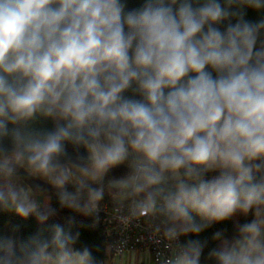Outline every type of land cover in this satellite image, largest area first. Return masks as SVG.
Wrapping results in <instances>:
<instances>
[{
	"label": "clouds",
	"instance_id": "obj_1",
	"mask_svg": "<svg viewBox=\"0 0 264 264\" xmlns=\"http://www.w3.org/2000/svg\"><path fill=\"white\" fill-rule=\"evenodd\" d=\"M145 261L264 264V0H0V264Z\"/></svg>",
	"mask_w": 264,
	"mask_h": 264
},
{
	"label": "built area",
	"instance_id": "obj_2",
	"mask_svg": "<svg viewBox=\"0 0 264 264\" xmlns=\"http://www.w3.org/2000/svg\"><path fill=\"white\" fill-rule=\"evenodd\" d=\"M105 208V211H102L101 217H102V226L100 228L102 235L104 238L108 239L107 233L111 232L113 228V224L110 220V215L112 211L113 205L109 201H105L104 205L102 206ZM127 239L129 241V246L134 247L135 249L140 250H148L152 254V249L149 246L148 242V236L146 234L145 228L142 225L141 227H133L127 234ZM117 234L115 232H112L111 239H116Z\"/></svg>",
	"mask_w": 264,
	"mask_h": 264
},
{
	"label": "trees",
	"instance_id": "obj_3",
	"mask_svg": "<svg viewBox=\"0 0 264 264\" xmlns=\"http://www.w3.org/2000/svg\"><path fill=\"white\" fill-rule=\"evenodd\" d=\"M59 222L63 223L64 222V217H63V214L61 215V217L58 218ZM77 222L78 224L80 225H87L90 223V220L89 218H85V217H82V216H77ZM208 238L211 237V232L209 233H206L205 234ZM81 243L83 244H87L89 246H103L107 241L106 239L104 238V236L102 235L101 233V230H90V229H87L86 227L82 229V232H81Z\"/></svg>",
	"mask_w": 264,
	"mask_h": 264
},
{
	"label": "crops",
	"instance_id": "obj_4",
	"mask_svg": "<svg viewBox=\"0 0 264 264\" xmlns=\"http://www.w3.org/2000/svg\"><path fill=\"white\" fill-rule=\"evenodd\" d=\"M141 254L147 252L151 255V253L148 251V250H140V249H137ZM145 264H147V261H145Z\"/></svg>",
	"mask_w": 264,
	"mask_h": 264
}]
</instances>
